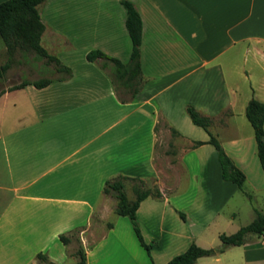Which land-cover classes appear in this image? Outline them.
<instances>
[{"label":"crops","instance_id":"crops-1","mask_svg":"<svg viewBox=\"0 0 264 264\" xmlns=\"http://www.w3.org/2000/svg\"><path fill=\"white\" fill-rule=\"evenodd\" d=\"M130 1L142 20L141 87L133 96L113 81L111 61L86 56L99 49L129 59L120 0L37 5L44 23L40 42L70 72L52 64L56 73L47 85L0 94V121L7 101L14 119L0 133L7 173L0 183V264L45 263L38 252L61 264L73 240L64 244L59 234L73 228H79L86 264H162L192 241L205 245L198 239L203 232L235 225L242 203L237 208L230 200L238 190L249 199L264 192L257 141L245 115L251 97L264 101V0ZM187 104L210 117L211 132L245 174L242 189L222 178L217 150ZM160 120L177 130L174 144L180 145L177 170L162 175L155 161ZM193 140L205 142L192 147ZM118 174L160 182L162 196L143 198L136 210L143 238L155 241L146 261L129 218L104 216L108 194L102 187ZM245 205L252 219L262 212ZM206 256L217 264H264V233Z\"/></svg>","mask_w":264,"mask_h":264},{"label":"trees","instance_id":"trees-1","mask_svg":"<svg viewBox=\"0 0 264 264\" xmlns=\"http://www.w3.org/2000/svg\"><path fill=\"white\" fill-rule=\"evenodd\" d=\"M44 0H3L0 1V35L2 36L7 50V59L0 64V77L4 75L10 67L14 53L20 49L23 51L32 50L37 57L45 58L46 63L54 64L57 70H64L69 73V67L62 64L59 58L49 53L41 44L40 38L44 30V23L41 20L37 5ZM126 10L125 25L131 39V52L129 59L125 62L115 56L106 54L99 49L90 50L87 53V59L94 60L97 57L112 62L111 75L113 81L122 86L130 96H133L140 89V43L142 34V20L138 10L130 0H120ZM51 81L50 77H40L38 79L29 80L22 79L19 82L8 85L0 89V94L6 89H14L23 87L26 84H33L37 87L47 85ZM186 111L191 120L202 126L209 134L207 142L212 143L218 155V160L221 166V175L225 180H230L242 189L245 174L238 168L231 158L223 149L220 141L211 132L210 117L202 114L191 104L186 105ZM245 115L251 123L254 135L257 141V151L261 166L264 170V101L255 97H251L245 107ZM172 134H176L177 130L170 128ZM203 140H193L192 147L204 143ZM132 181L133 198H129L124 190L125 181ZM102 191L105 194L116 198L115 212L119 215H126L137 235L140 244L145 248L147 254L151 257V247L155 241L147 242L143 238L136 210L140 201L151 195L161 197L162 192L158 186H149L146 180L139 176H130L126 174H118L112 178L105 180ZM182 218H185L183 212L179 211ZM108 226L112 223L108 222ZM79 228H73L67 232L59 234L60 240L64 244H68L71 240H76L78 245L74 251L77 257L75 264H86V252L79 238ZM250 233H264V213L257 211L256 216L247 224L240 226L237 230L231 233L220 232V244L217 246L203 247L192 241L188 247L172 256L162 264H194L200 256L217 255L226 250L229 246L240 245L246 241L247 235ZM37 258L39 261H44L45 264H56L47 259L44 252H38Z\"/></svg>","mask_w":264,"mask_h":264},{"label":"rangeland","instance_id":"rangeland-1","mask_svg":"<svg viewBox=\"0 0 264 264\" xmlns=\"http://www.w3.org/2000/svg\"><path fill=\"white\" fill-rule=\"evenodd\" d=\"M259 45L264 46L263 44H259ZM7 57L8 56H7L6 45L2 36L0 35V64L5 62ZM262 63L264 64V62ZM52 66H53L52 64L50 65V63H46L45 58L37 57L32 50L23 51L18 49L13 55V59L10 67L8 68V70H6L4 75L0 77V89L5 88L6 85L8 84L17 82L22 79L51 76L52 74L56 73ZM13 94L14 93L11 92L9 96H13ZM0 105H2V103ZM6 105H7V108L5 110L6 118L3 120V122L0 121V133L1 131L7 129L11 125L12 120H14L12 118L11 109H10L11 106L13 105L12 102L7 101ZM18 121L20 123L22 119ZM158 125L161 126V131L157 134L155 161L157 163L158 168L160 169L159 175L167 174V173L169 174L174 170H177L178 168L177 165L174 164L175 162L173 158H175V155L177 153V147H180V145L176 146L174 144V141H177L179 138L174 136L175 134L171 133L167 125L163 123L162 120L159 121ZM157 179L158 177L145 178L149 186L156 185L159 187L160 182L155 181ZM6 181H7L6 166L0 145V183H5ZM124 190L129 198L134 197L131 180L125 181ZM163 190L164 191L168 190V188L163 187ZM0 200H1V195H0ZM105 201L107 203V209H106L107 211L104 216L108 220H114L117 217V213L114 210L116 205V198L114 196L107 195ZM230 202H231L230 204L237 206V208L240 207L242 203V207H240L238 213L236 214L235 225H222L219 231L209 230L207 232H203L198 238L201 243L205 244L201 246L204 247L217 246L220 244V239L218 236L219 232L231 233L237 230L239 226L247 224L252 219L251 218L252 216L250 215L249 212H246L244 209L246 203L247 204L252 203L256 207H258L262 212H264V192L260 194H253L252 198L249 199L248 196L243 191L238 190V192L233 197V199L230 200ZM249 206L250 205H248V211H249ZM99 216H100L99 213H96L94 215L95 218L96 217L99 218ZM77 245L78 242L73 239V241L70 243V246L67 248L66 259L63 260L61 264H75L76 255L74 254V251ZM141 251H142L141 259H144L145 261L148 260V257L146 255V250L141 247ZM233 254L234 252L231 250L228 253H226L225 256L228 255L230 256ZM217 263L218 262L216 261L214 256H201L197 259L196 262V264H217Z\"/></svg>","mask_w":264,"mask_h":264}]
</instances>
